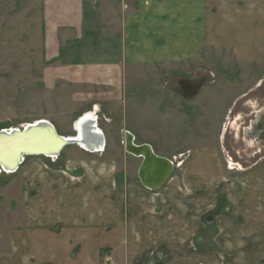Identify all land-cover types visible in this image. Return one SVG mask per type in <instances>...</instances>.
Wrapping results in <instances>:
<instances>
[{"label":"crops","instance_id":"obj_1","mask_svg":"<svg viewBox=\"0 0 264 264\" xmlns=\"http://www.w3.org/2000/svg\"><path fill=\"white\" fill-rule=\"evenodd\" d=\"M44 5L50 69L58 81L81 88L72 96L71 118L114 116L120 131L132 132L140 114L138 83L132 82L139 70L164 71L169 86L170 76L202 65L206 57L210 65L221 59L264 72V0H45ZM192 98L193 113L216 125L220 95L198 92ZM262 100L255 96L252 102ZM151 106L162 114L159 103ZM187 117L185 111L179 116L181 127ZM263 124L255 131L264 133ZM105 129L104 147L120 148ZM74 136L76 131L68 137ZM244 138L248 145L260 142L250 134ZM69 146L78 156L68 155L63 166L76 181L37 158L20 166L16 219L6 230L0 264H107L105 252L112 264H264V163L237 174L235 184L219 171V151L199 146L179 175L150 191L126 181L121 157ZM155 197L160 206L153 204ZM221 197L226 205L208 224L205 217Z\"/></svg>","mask_w":264,"mask_h":264},{"label":"rangeland","instance_id":"obj_2","mask_svg":"<svg viewBox=\"0 0 264 264\" xmlns=\"http://www.w3.org/2000/svg\"><path fill=\"white\" fill-rule=\"evenodd\" d=\"M44 2L45 0H0V130L21 128L38 120H47L54 125L59 135L73 136L76 121L82 116L71 118L68 112L73 104V94L81 91V88L75 87L71 82L58 81L50 69L52 61L46 42H50L51 32L44 14ZM210 61L206 57L202 65L186 70L180 76H170L174 78L170 86L165 84L169 76L162 70H139L133 74L135 81L132 82L138 83L135 89L139 95L140 114L132 122V132L120 131L118 120L114 116L109 119L98 117L102 131L106 130L107 125L109 138L120 146L108 144L103 152L98 153L101 156L106 154L109 157H121L119 165L128 183L141 185L138 177L141 159L125 153L126 133L134 137L136 145L149 144L157 155L173 161L175 165L172 176L175 173L179 175L185 161L193 153L200 152L199 146L206 147L207 151H219L222 161L219 171L227 174L228 180L235 184L237 174L262 166L264 147H261V154H257L258 147L252 142L248 145V141L243 138L242 129L248 123L243 118L252 119L255 106L264 108V100L259 104L257 101L252 102L255 96L264 99V72H249L232 61L227 63L219 59L212 65L209 64ZM187 79L193 85H199L200 94L211 92L220 95L218 108L215 109L218 116L216 125L210 121L212 118L207 117L206 121L201 113H193V105L190 103L193 98L185 96L180 87V83ZM245 96L252 98L245 101ZM232 102L233 107L226 117H222L223 109ZM158 103L162 106L158 111H162L160 116L155 113L158 108L151 109L152 104ZM184 111L188 114L186 129L178 123L179 116ZM149 114L155 117H150ZM231 118L232 121L237 119L234 120L235 127L231 126ZM151 121H154L153 125H150ZM229 126L233 129L228 128ZM187 140L190 142L186 143ZM74 148L76 147L67 146L59 159L26 157L25 161L30 162L36 158L43 160L47 167L54 166L63 176L76 181L77 176L70 174L63 166L68 155L78 156L73 151ZM248 148H252L256 154H249ZM230 158L237 164L235 171L230 170L233 166L228 164L232 161ZM20 168L12 175L0 174V248L6 247V230L12 227L16 219L14 213L20 191ZM152 202L155 206H160L162 200L155 197ZM103 255L106 263L112 264L111 255L108 252Z\"/></svg>","mask_w":264,"mask_h":264},{"label":"water","instance_id":"obj_3","mask_svg":"<svg viewBox=\"0 0 264 264\" xmlns=\"http://www.w3.org/2000/svg\"><path fill=\"white\" fill-rule=\"evenodd\" d=\"M182 87L186 89L184 83ZM188 88L190 97L196 96L200 90L198 86ZM100 141L101 146L104 144L103 136H100ZM260 141L264 142V139ZM81 143L79 136L69 139L59 135L54 125L45 120L27 124L21 128L0 130V174H15L26 157L56 159L67 146L81 147ZM125 149L129 155L142 159L138 177L145 188L157 191L169 181L174 171L173 161L156 155L149 145H136L134 137L129 133L125 134ZM96 150L100 151L99 148ZM225 205L226 198L221 197L216 210L206 218V222L212 224L214 219L222 213Z\"/></svg>","mask_w":264,"mask_h":264},{"label":"bare ground","instance_id":"obj_4","mask_svg":"<svg viewBox=\"0 0 264 264\" xmlns=\"http://www.w3.org/2000/svg\"><path fill=\"white\" fill-rule=\"evenodd\" d=\"M40 121V120H38ZM47 121V120H45ZM37 122V121H35ZM34 122V123H35ZM49 122V121H48ZM32 123V124H34ZM75 129H76V136L74 137H66V138H73L75 139L77 136H79V140L82 141L81 148L85 150H90V151H96V149H100L101 152L104 151V144L100 146L101 141H99V137L103 136L104 134L102 133L101 130L98 128V118H95L92 115H85L82 119H78L75 124ZM97 138L95 140V138ZM78 142V141H77ZM97 152V151H96Z\"/></svg>","mask_w":264,"mask_h":264},{"label":"flooded vegetation","instance_id":"obj_5","mask_svg":"<svg viewBox=\"0 0 264 264\" xmlns=\"http://www.w3.org/2000/svg\"><path fill=\"white\" fill-rule=\"evenodd\" d=\"M183 82H185V80L184 81H182L181 83H183ZM186 83V82H185ZM202 84V83H201ZM184 86H185V90H184V88L182 89V91H183V93H184V95L185 96H189L188 95V87H190V86H199V85H193L192 83H187V85L186 84H184ZM190 90V89H189ZM257 108H259V110L257 109ZM254 110V112L256 111V115L255 116H253V118L252 119H247V118H243V120L244 121H247L248 123H246V125L243 127V129H242V134H243V138L245 137V136H247V135H249L250 134V136L251 137H253V138H255V139H257V140H263L264 139V133L263 132H259V131H255L256 130V128H257V126H259L261 123H263V120H264V109H260V105H257V106H255V108L253 109ZM252 110V111H253ZM260 111V112H259ZM243 115V114H242ZM252 116V115H251ZM232 117V116H231ZM234 117V116H233ZM232 117V118H233ZM232 118H231V121H232ZM234 120H236L237 121V119L235 118ZM234 120L232 121V123H231V126L232 127H235L236 126V124H235V122H234ZM252 124V125H251ZM252 126V128L250 129V127ZM263 126H264V124H263ZM228 128H231L230 126L228 127ZM231 129H233V128H231ZM253 145H256L258 148H257V154H261V147H264V142H255V143H253ZM252 149V148H251ZM256 149V148H255ZM250 152V151H249ZM253 153H255L254 151H252L250 154H253ZM263 153V152H262ZM256 154V153H255ZM175 165V164H174Z\"/></svg>","mask_w":264,"mask_h":264},{"label":"built area","instance_id":"obj_6","mask_svg":"<svg viewBox=\"0 0 264 264\" xmlns=\"http://www.w3.org/2000/svg\"><path fill=\"white\" fill-rule=\"evenodd\" d=\"M85 115H88V114H85ZM85 115H83L82 118L85 117ZM82 118H80V119H82ZM80 119H79V120H80ZM96 151H97V152H100V151H98V150H96ZM230 160H232V158H230ZM228 164H229V166L232 164L233 166H232V168H231L230 170L235 171V169H236L235 167L237 166V164H236V163H233V160L230 161ZM233 168H234V169H233Z\"/></svg>","mask_w":264,"mask_h":264},{"label":"trees","instance_id":"obj_7","mask_svg":"<svg viewBox=\"0 0 264 264\" xmlns=\"http://www.w3.org/2000/svg\"><path fill=\"white\" fill-rule=\"evenodd\" d=\"M210 214H208L206 217H205V220H206V218L209 216Z\"/></svg>","mask_w":264,"mask_h":264}]
</instances>
